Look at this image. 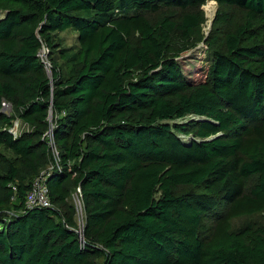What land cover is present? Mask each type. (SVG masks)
Here are the masks:
<instances>
[{"label": "trees", "instance_id": "16d2710c", "mask_svg": "<svg viewBox=\"0 0 264 264\" xmlns=\"http://www.w3.org/2000/svg\"><path fill=\"white\" fill-rule=\"evenodd\" d=\"M208 1L0 0V264H264V225H235L264 212V0H213L204 34Z\"/></svg>", "mask_w": 264, "mask_h": 264}, {"label": "rangeland", "instance_id": "374dc122", "mask_svg": "<svg viewBox=\"0 0 264 264\" xmlns=\"http://www.w3.org/2000/svg\"><path fill=\"white\" fill-rule=\"evenodd\" d=\"M202 9L204 11V16L206 18L205 23L203 25V32L204 34H208L210 30V21L213 19L214 14L217 10V5L214 1L210 0L207 3H205L202 6ZM57 37L59 42L61 43V47L65 48H74L77 46L76 41V33L73 30H64L62 32L57 33ZM47 50L45 49V53L42 54L43 60L48 63L47 60ZM207 50L204 46V43L200 42L197 44V46L194 47V49L190 50L186 54L182 55L179 59V63L182 66L183 71L186 73V75L193 76L196 69L201 66H205L207 64ZM56 60L60 62V64H64V61L60 59L59 56H56ZM47 74L50 75V69H46ZM192 116H186L185 118L178 119L180 122H186L189 119H192ZM23 124L20 123L19 130H22ZM185 141H187L188 137L183 136L182 137ZM70 203L72 205H75V200L73 199V196L71 195L69 198ZM81 218V217H80ZM79 218V220H81ZM255 222L258 225H264V212L255 213L248 218L242 217L235 221V225H242L244 222Z\"/></svg>", "mask_w": 264, "mask_h": 264}, {"label": "built area", "instance_id": "2783aa9c", "mask_svg": "<svg viewBox=\"0 0 264 264\" xmlns=\"http://www.w3.org/2000/svg\"><path fill=\"white\" fill-rule=\"evenodd\" d=\"M46 47H42L39 51V56L42 59V61L46 65V69H49V62L46 63L43 58L42 54L45 53ZM47 50V49H46ZM47 53V52H46ZM1 110L5 112L6 114H11L12 112V106L9 102L6 100H2L1 102ZM20 121L19 119H14L12 126L9 127V132L13 136H18L21 133V130H19ZM49 140V145L52 148L53 152V161L50 162L46 169L41 170L38 175L34 178L31 188L26 194L25 197V204L27 208H33V207H49L51 206L49 195H48V188H47V179L46 176L49 175L47 172L48 170H51L54 165H57L59 162L58 152L56 148L53 145L50 132H47ZM13 189L15 187L13 186ZM71 195L73 196V199L75 200L74 210H75V218L78 224V230L81 233L82 232V223L84 219V210H83V203H82V194L79 187H76L75 190L72 191ZM70 195V196H71ZM81 217V218H80ZM79 218L81 220H79Z\"/></svg>", "mask_w": 264, "mask_h": 264}, {"label": "water", "instance_id": "95a60500", "mask_svg": "<svg viewBox=\"0 0 264 264\" xmlns=\"http://www.w3.org/2000/svg\"><path fill=\"white\" fill-rule=\"evenodd\" d=\"M215 2V1H214ZM211 23H212V20L210 21V25H211ZM219 135V134H218Z\"/></svg>", "mask_w": 264, "mask_h": 264}, {"label": "clouds", "instance_id": "9594fccd", "mask_svg": "<svg viewBox=\"0 0 264 264\" xmlns=\"http://www.w3.org/2000/svg\"><path fill=\"white\" fill-rule=\"evenodd\" d=\"M213 1V0H212Z\"/></svg>", "mask_w": 264, "mask_h": 264}]
</instances>
